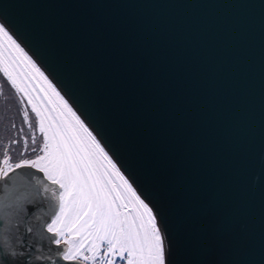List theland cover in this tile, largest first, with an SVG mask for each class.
Instances as JSON below:
<instances>
[{
    "label": "water",
    "instance_id": "water-1",
    "mask_svg": "<svg viewBox=\"0 0 264 264\" xmlns=\"http://www.w3.org/2000/svg\"><path fill=\"white\" fill-rule=\"evenodd\" d=\"M0 22L153 208L169 264H264V0H0Z\"/></svg>",
    "mask_w": 264,
    "mask_h": 264
},
{
    "label": "snow or ice",
    "instance_id": "snow-or-ice-1",
    "mask_svg": "<svg viewBox=\"0 0 264 264\" xmlns=\"http://www.w3.org/2000/svg\"><path fill=\"white\" fill-rule=\"evenodd\" d=\"M0 72L37 122L25 109L30 135L12 123L15 137L7 147L0 143V253L17 257L3 264H169L153 208L6 22H0ZM21 142L17 158L12 147ZM29 205L44 210L35 224ZM37 228L56 246L48 247L49 256L32 255L29 238Z\"/></svg>",
    "mask_w": 264,
    "mask_h": 264
},
{
    "label": "trees",
    "instance_id": "trees-1",
    "mask_svg": "<svg viewBox=\"0 0 264 264\" xmlns=\"http://www.w3.org/2000/svg\"><path fill=\"white\" fill-rule=\"evenodd\" d=\"M3 105L0 106V143H3L5 147H7V142L14 138L16 133V129L12 128V123H15L17 128L23 127L25 129L24 134L30 135L27 125L23 123L22 119V113L25 109H27V111L29 112V116L34 127L36 126V120L34 113L31 112L28 104L26 102H24V104H21L16 97H14L9 104H5L4 106ZM37 136V143H42V137L39 133H37ZM29 146L31 147V142H29ZM21 149L22 142L12 147V152L17 155V158L18 153ZM2 151L3 149H0V152ZM28 158H34V154L29 153Z\"/></svg>",
    "mask_w": 264,
    "mask_h": 264
},
{
    "label": "flooded vegetation",
    "instance_id": "flooded-vegetation-1",
    "mask_svg": "<svg viewBox=\"0 0 264 264\" xmlns=\"http://www.w3.org/2000/svg\"><path fill=\"white\" fill-rule=\"evenodd\" d=\"M14 97L20 101V97L15 92V89L11 88L10 82H8L6 77L3 76V73L0 72V106L9 104Z\"/></svg>",
    "mask_w": 264,
    "mask_h": 264
},
{
    "label": "rangeland",
    "instance_id": "rangeland-1",
    "mask_svg": "<svg viewBox=\"0 0 264 264\" xmlns=\"http://www.w3.org/2000/svg\"><path fill=\"white\" fill-rule=\"evenodd\" d=\"M39 67V66H38ZM26 101V100H25ZM27 102V101H26ZM29 107H30V109H31V106L30 105H28ZM74 110V109H73ZM78 115V114H77ZM36 126H37V122H36Z\"/></svg>",
    "mask_w": 264,
    "mask_h": 264
},
{
    "label": "bare ground",
    "instance_id": "bare-ground-1",
    "mask_svg": "<svg viewBox=\"0 0 264 264\" xmlns=\"http://www.w3.org/2000/svg\"><path fill=\"white\" fill-rule=\"evenodd\" d=\"M159 226V225H158Z\"/></svg>",
    "mask_w": 264,
    "mask_h": 264
}]
</instances>
